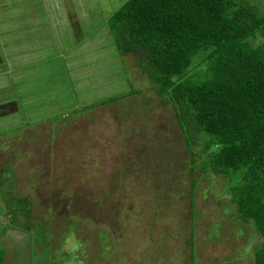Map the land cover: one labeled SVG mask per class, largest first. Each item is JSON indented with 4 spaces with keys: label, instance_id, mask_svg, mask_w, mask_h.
<instances>
[{
    "label": "rangeland",
    "instance_id": "rangeland-1",
    "mask_svg": "<svg viewBox=\"0 0 264 264\" xmlns=\"http://www.w3.org/2000/svg\"><path fill=\"white\" fill-rule=\"evenodd\" d=\"M123 1L0 0V264H256L227 177L120 53Z\"/></svg>",
    "mask_w": 264,
    "mask_h": 264
},
{
    "label": "trees",
    "instance_id": "trees-1",
    "mask_svg": "<svg viewBox=\"0 0 264 264\" xmlns=\"http://www.w3.org/2000/svg\"><path fill=\"white\" fill-rule=\"evenodd\" d=\"M108 23L172 104L191 162L227 177L237 216L264 238V39L252 42L264 37V0H124Z\"/></svg>",
    "mask_w": 264,
    "mask_h": 264
},
{
    "label": "crops",
    "instance_id": "crops-1",
    "mask_svg": "<svg viewBox=\"0 0 264 264\" xmlns=\"http://www.w3.org/2000/svg\"><path fill=\"white\" fill-rule=\"evenodd\" d=\"M1 105V104H0Z\"/></svg>",
    "mask_w": 264,
    "mask_h": 264
}]
</instances>
